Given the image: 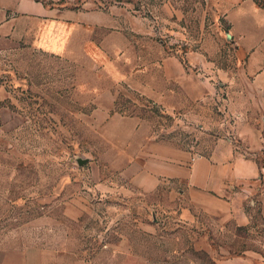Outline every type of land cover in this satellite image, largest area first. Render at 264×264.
Returning <instances> with one entry per match:
<instances>
[{
    "label": "rangeland",
    "instance_id": "374dc122",
    "mask_svg": "<svg viewBox=\"0 0 264 264\" xmlns=\"http://www.w3.org/2000/svg\"><path fill=\"white\" fill-rule=\"evenodd\" d=\"M10 4V15L44 10L66 37L57 51L0 37V250L54 252L56 264H264V236L184 214L175 184L136 187V156L93 115L113 93L112 114L137 119L146 141L195 156L221 140L242 148L240 125L264 135V31L233 28L241 4ZM246 252L262 258H233Z\"/></svg>",
    "mask_w": 264,
    "mask_h": 264
},
{
    "label": "crops",
    "instance_id": "0c3cea01",
    "mask_svg": "<svg viewBox=\"0 0 264 264\" xmlns=\"http://www.w3.org/2000/svg\"><path fill=\"white\" fill-rule=\"evenodd\" d=\"M10 1L1 0L0 3L1 38L37 40L39 47L51 51L63 48L62 39L66 35L63 23L43 21L47 18L44 10L36 13L25 10L20 15H10ZM219 1L227 6L241 4L236 6L240 11L230 17L234 29L239 24L242 32H250L255 26L264 31V11L255 10L249 0ZM165 73L168 76L166 65ZM106 93L107 96L104 93L97 99L93 115L102 125L106 139L125 150L127 147L136 156L132 178L136 187L149 191L156 184H175L185 200L184 214L192 211L209 226L222 230L244 229L264 236V165L260 166L257 160L264 150V135L260 130L251 133L240 125L242 148H237L233 141L221 140L207 156H195L185 150L146 141L143 125L137 119L112 114L115 96ZM117 127L119 130L115 131ZM139 163L142 165L138 166ZM55 257L54 252L0 250V264H56ZM233 258L244 263L262 256L246 252Z\"/></svg>",
    "mask_w": 264,
    "mask_h": 264
},
{
    "label": "water",
    "instance_id": "95a60500",
    "mask_svg": "<svg viewBox=\"0 0 264 264\" xmlns=\"http://www.w3.org/2000/svg\"><path fill=\"white\" fill-rule=\"evenodd\" d=\"M77 163H78V165L81 166V165L87 163V160H81V159H79V160H77Z\"/></svg>",
    "mask_w": 264,
    "mask_h": 264
}]
</instances>
